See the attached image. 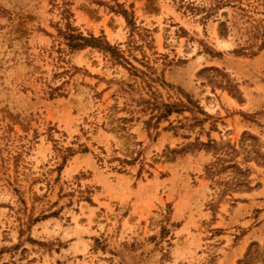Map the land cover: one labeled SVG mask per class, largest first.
I'll return each instance as SVG.
<instances>
[{"label":"rangeland","instance_id":"1","mask_svg":"<svg viewBox=\"0 0 264 264\" xmlns=\"http://www.w3.org/2000/svg\"><path fill=\"white\" fill-rule=\"evenodd\" d=\"M0 264H264V0H0Z\"/></svg>","mask_w":264,"mask_h":264}]
</instances>
